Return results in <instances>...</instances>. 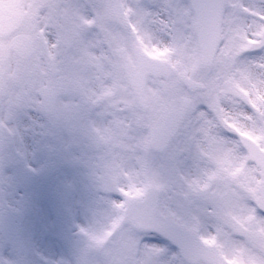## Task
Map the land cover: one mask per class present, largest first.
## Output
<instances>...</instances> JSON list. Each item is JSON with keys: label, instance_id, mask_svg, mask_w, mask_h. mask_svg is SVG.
<instances>
[{"label": "snow or ice", "instance_id": "snow-or-ice-1", "mask_svg": "<svg viewBox=\"0 0 264 264\" xmlns=\"http://www.w3.org/2000/svg\"><path fill=\"white\" fill-rule=\"evenodd\" d=\"M38 150L72 264H264V0H0V181Z\"/></svg>", "mask_w": 264, "mask_h": 264}, {"label": "flooded vegetation", "instance_id": "flooded-vegetation-1", "mask_svg": "<svg viewBox=\"0 0 264 264\" xmlns=\"http://www.w3.org/2000/svg\"><path fill=\"white\" fill-rule=\"evenodd\" d=\"M29 142L31 143V138H29ZM27 173L32 176L33 180L29 186L25 179ZM87 191L84 177L78 169L64 163H51L50 157L43 150L34 153L30 151L26 163L21 165L15 173H9L6 180L0 181V199L3 200V205L0 208L16 207L15 209L23 210L26 198L39 199L47 197L52 192L65 197L74 194L80 195ZM11 198H16L17 202H20V207L15 204L7 205ZM28 220L32 219L28 218V214L25 212L22 221V238L27 248L30 247V243H34L35 239L44 241L38 230H33V233L28 234L26 228ZM0 253L5 256L4 259L7 262L25 259L30 263L33 250L28 248L25 258L23 253L15 256L9 246L4 244L3 239L0 238Z\"/></svg>", "mask_w": 264, "mask_h": 264}, {"label": "rangeland", "instance_id": "rangeland-1", "mask_svg": "<svg viewBox=\"0 0 264 264\" xmlns=\"http://www.w3.org/2000/svg\"><path fill=\"white\" fill-rule=\"evenodd\" d=\"M91 193L89 191L80 195L74 194L70 196L62 197L55 192L49 193L46 197L39 199L40 203H36L35 199L26 198L25 204L22 207L24 211H27L30 218H34V213L42 226L46 220V216H49L51 228L53 231V243L46 239L45 242L38 241V244L30 243L31 249L34 251L31 257L32 264H53L54 261L63 260L72 264L76 254L83 248L81 243L86 242L83 233H76L77 228H86L93 223V218L88 210V205L91 201ZM3 205V200L0 199ZM9 204H15L20 207V202H17L16 198H11ZM34 204L38 208L42 206L44 214L40 209L34 210ZM46 210H48L46 212ZM33 213V214H32ZM76 221L72 220V218ZM52 218V222H51ZM35 219V218H34ZM72 220V221H71ZM47 221L46 223H48ZM29 226V227H28ZM46 227V226H45ZM27 232L33 233L36 227L32 226L30 222L26 224ZM37 230V228H36ZM58 233V236H57ZM51 237L50 235H48ZM76 242L78 244H76ZM30 249V250H31ZM4 256V255H3ZM5 257V256H4Z\"/></svg>", "mask_w": 264, "mask_h": 264}]
</instances>
